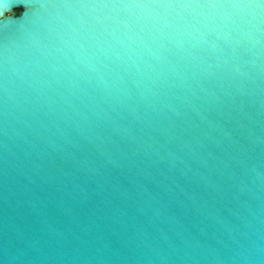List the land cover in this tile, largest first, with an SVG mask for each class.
I'll use <instances>...</instances> for the list:
<instances>
[{
	"label": "water",
	"instance_id": "1",
	"mask_svg": "<svg viewBox=\"0 0 264 264\" xmlns=\"http://www.w3.org/2000/svg\"><path fill=\"white\" fill-rule=\"evenodd\" d=\"M211 3L252 6L179 7ZM209 13L236 30L223 51L194 39ZM192 93L227 138L172 117ZM261 249V0H0V264H244Z\"/></svg>",
	"mask_w": 264,
	"mask_h": 264
},
{
	"label": "snow or ice",
	"instance_id": "2",
	"mask_svg": "<svg viewBox=\"0 0 264 264\" xmlns=\"http://www.w3.org/2000/svg\"><path fill=\"white\" fill-rule=\"evenodd\" d=\"M261 4L264 5V0H261ZM127 6V5H126ZM149 7L151 5H148ZM252 5H239V4H185L179 5V7H195V8H210V9H221V8H229V7H251ZM137 7H146L145 5H137ZM193 31L195 33L194 39L201 46L202 51H223L224 48L229 44V42L236 39V30L228 23V18L225 14L221 13L219 15L215 13H209L207 19L202 21L196 25H193ZM195 96V93L191 95H184L179 98L178 102L172 103L168 105V111L171 113L172 117L177 121L189 120L198 123H194L196 128H200L201 125L204 126V129H211L212 132L218 133L222 138H227L228 133L222 128L220 125L214 124L212 121L208 119L206 114V109H201L196 104H194L191 100V97ZM203 139L213 140L214 138L207 131H204ZM189 143V142H187ZM192 148L199 151L204 148L203 140L197 138L193 143H190ZM179 161L180 164L184 165V161L180 159L179 156L175 157L174 162ZM109 163H113V161H108ZM188 171L186 166L184 167ZM185 174L186 173H182ZM200 179L208 184V178L204 176H200ZM182 194L187 195V193ZM190 200L194 205L198 207H204L203 205L198 204L197 200L194 197L189 196ZM158 214V213H157ZM261 259L258 261L253 259L252 257L255 255L254 252L249 251V259L244 261V264H264V249H261Z\"/></svg>",
	"mask_w": 264,
	"mask_h": 264
}]
</instances>
